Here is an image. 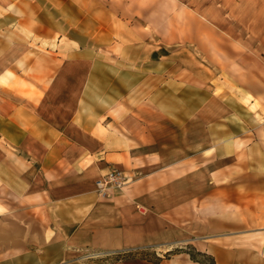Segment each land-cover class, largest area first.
Segmentation results:
<instances>
[{"label":"crops","instance_id":"obj_1","mask_svg":"<svg viewBox=\"0 0 264 264\" xmlns=\"http://www.w3.org/2000/svg\"><path fill=\"white\" fill-rule=\"evenodd\" d=\"M3 48L0 39L4 58ZM75 57L56 64L47 82L32 83L39 92L27 98L20 83L6 95L0 65V190L10 197L0 204L13 217V239L0 243V264H89L90 250L137 251L115 264H155L138 250L186 244L212 255L215 264H264L259 240L229 233L264 232V207H245L238 197L241 209L232 219L216 215L211 204L215 185L233 167L251 169L264 193V128H254L251 139L239 125L212 117L198 107L186 80L177 82L183 94L167 101L144 65L136 67L135 90L130 78L119 85L127 92L116 95L98 67ZM69 69L76 71L71 79ZM240 152L245 159H238ZM112 166L129 182L102 197L95 181ZM157 264L200 263L177 253Z\"/></svg>","mask_w":264,"mask_h":264},{"label":"rangeland","instance_id":"obj_2","mask_svg":"<svg viewBox=\"0 0 264 264\" xmlns=\"http://www.w3.org/2000/svg\"><path fill=\"white\" fill-rule=\"evenodd\" d=\"M0 39L4 45L0 65L5 66L9 86L6 95L18 83L23 98L31 92L38 94L32 83L47 82L56 64L71 63L79 53L82 63L98 67L112 90L118 91L116 95L127 92V88L120 91L119 85L130 78L135 90L140 82L136 67L144 65V75L148 74L153 86L160 84L158 91L167 101L183 94L177 82L186 80L193 84L191 97H196L198 107L202 103L212 117L221 115L234 129L239 125L251 139L254 128H264V0H0ZM67 74L71 79L76 71L69 69ZM203 138L197 134L199 145ZM259 138L264 145L263 130ZM228 175L213 190L211 204L216 215L233 217L241 209L238 197L245 207H264V193L260 194L251 169L233 167ZM242 176L245 183L237 178ZM2 197L10 198L0 190ZM0 205L4 212L0 243L6 244L13 239V217L7 213L10 208ZM200 207L198 203V212ZM229 233L232 239L259 240L257 250L264 251V232ZM188 245L193 246L138 251L154 262L156 256L168 259ZM168 251L172 254L167 255ZM136 253L90 250L86 261L115 264Z\"/></svg>","mask_w":264,"mask_h":264},{"label":"built area","instance_id":"obj_3","mask_svg":"<svg viewBox=\"0 0 264 264\" xmlns=\"http://www.w3.org/2000/svg\"><path fill=\"white\" fill-rule=\"evenodd\" d=\"M129 182L128 176L118 167L112 166L108 171L96 179V192L102 197H110L123 190Z\"/></svg>","mask_w":264,"mask_h":264},{"label":"trees","instance_id":"obj_4","mask_svg":"<svg viewBox=\"0 0 264 264\" xmlns=\"http://www.w3.org/2000/svg\"><path fill=\"white\" fill-rule=\"evenodd\" d=\"M171 251L166 252L167 255H170ZM176 253H187L192 261L198 262L200 264H206L204 258L209 259L210 264H215L214 257L210 254H207L205 252L198 251L195 247L188 245L187 249L181 250L179 252H174L173 254ZM162 258L156 256L155 261L153 263L157 264Z\"/></svg>","mask_w":264,"mask_h":264}]
</instances>
